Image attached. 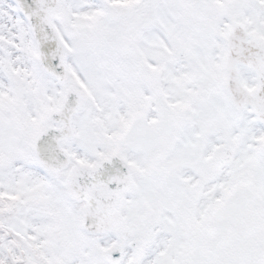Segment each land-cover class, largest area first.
I'll list each match as a JSON object with an SVG mask.
<instances>
[{
  "label": "snow or ice",
  "instance_id": "6c2138e0",
  "mask_svg": "<svg viewBox=\"0 0 264 264\" xmlns=\"http://www.w3.org/2000/svg\"><path fill=\"white\" fill-rule=\"evenodd\" d=\"M0 264H264V0H0Z\"/></svg>",
  "mask_w": 264,
  "mask_h": 264
}]
</instances>
